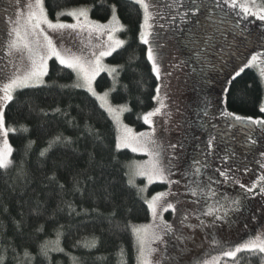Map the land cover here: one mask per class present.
I'll return each instance as SVG.
<instances>
[{"label":"trees","instance_id":"obj_1","mask_svg":"<svg viewBox=\"0 0 264 264\" xmlns=\"http://www.w3.org/2000/svg\"><path fill=\"white\" fill-rule=\"evenodd\" d=\"M111 3L117 5V15L124 25L120 35L126 42L108 57L119 65L118 82L115 91H111V99L115 103H127L131 110L125 112L124 120L138 131L145 130L150 126L144 123L142 116L156 106L153 97L160 78L155 77L146 59L147 46L138 40L142 19L139 6L134 0H45V7L49 17L55 20L56 12L87 6L91 8L93 19L105 22L111 18V12L101 5ZM214 16L222 18L219 12L213 15V19ZM60 19L70 17L61 16ZM225 19L228 29H234L230 18ZM212 20L208 21L206 15H200L195 25L203 30L210 24L216 25ZM130 57L134 59L130 61ZM211 66L207 69L209 74L225 76L226 71L222 75L216 63ZM221 67L228 69V76L210 83L213 89L218 84L224 85V112L264 118V112L260 111L264 107V78L258 69L252 65L235 76L232 62ZM76 79L74 72L53 57L49 60L44 84L22 90L34 101L35 110L29 112L15 102L5 108L6 127L16 129L15 132L9 131L13 163L8 175L15 181L24 170L29 177L25 186L21 176L18 195L4 193L0 196V254H6L5 264H138L134 229L151 219L148 196L166 184L152 185L145 195L137 190L139 187L128 183L132 177L130 164L134 153L128 148H116V124L100 107V101L83 88L71 87ZM111 85L113 77L102 72L96 80L98 90ZM57 107L68 115L57 114ZM41 108L43 112L39 111ZM225 118L231 126H243V137L253 128L247 121L240 123L233 117ZM89 125L102 133L103 147L97 145L86 131ZM25 128L28 130L25 131ZM57 136L71 138L72 143H55L49 147V142ZM41 152L46 154L41 156ZM92 152H95L97 160L102 158L107 163L103 178L100 170L89 160ZM53 175L59 184L65 185L64 192H60L57 183H49L48 178ZM85 175L96 176V182L86 181ZM76 176L82 184H86L82 189L83 195L73 190V177ZM106 181H111L115 193L111 199L106 198L102 191L101 186ZM37 197L47 201L44 213L39 216L31 211L33 200ZM67 203L75 209L74 213L70 214ZM114 211L115 216L112 215ZM53 214L54 220L50 219ZM16 222H21L20 229L16 227ZM58 232L62 234L58 235ZM45 247L49 249L47 256L42 253ZM57 247L63 251L51 250ZM249 255L247 252L238 253L231 263L259 264L258 257L249 259ZM73 258H76L75 262Z\"/></svg>","mask_w":264,"mask_h":264},{"label":"snow or ice","instance_id":"obj_2","mask_svg":"<svg viewBox=\"0 0 264 264\" xmlns=\"http://www.w3.org/2000/svg\"><path fill=\"white\" fill-rule=\"evenodd\" d=\"M134 3L139 6L142 12L138 40L142 45L147 46L146 59L150 62L151 71L157 79L161 77V65L167 55L164 50L168 46L169 41H180L187 48H194L197 45L198 41L193 22L197 20L198 16L206 15L207 19L212 20L213 15L219 12L222 14L221 23L225 22L224 18L229 15L233 18L238 17L239 19L235 24L236 27H239L240 23L246 21L250 16L264 21V0H210V2L209 0H169L163 7L160 0H134ZM101 6H106L111 12V18L107 24L93 21L89 15L91 8L84 6L56 12L54 22L53 19H49L45 0H35L34 4H28L29 11L26 16L22 13H17L15 19L11 17L7 19L5 31L0 34V36H3V39H0V46L3 47L5 53V56L0 57V59L7 58V63L4 66H0V74L5 73L6 69L10 74L7 75L6 82L0 86V134L3 137H7L9 131H16L15 128L8 129L6 127L5 108L8 105L15 102L20 104L22 108H27L29 112L35 110L34 101L30 96H26L22 90L44 84L43 78L48 75L47 61L55 57L60 65L76 74L77 81L71 87L83 88L90 96L95 97L100 101V107L112 121L117 125H121L122 131L116 148H131L133 152L144 151L152 158L150 168H141L137 174L146 176L149 182L159 181L170 186H176V191H173L170 187L167 192L157 193L150 201H147L148 208L153 216V226L151 230L145 227L134 229L137 235L138 264H154L152 257L158 251L157 247L152 246L154 244L163 246L166 251H170L168 256L158 258L155 264H183L184 255L189 251L188 245L196 242L198 230H218L224 224L231 223L232 215L240 212L244 206V200L249 199L246 195H241L240 198L224 196L210 205L207 211L195 214L187 210L188 201L184 197L188 194L192 197L204 196L206 200L215 197L217 193L211 188L213 183H231L233 186L238 185L244 192L252 194V198L257 195L264 197V151L259 152V158L255 160V163L262 170L261 174L250 185H245L233 174L240 171L239 165L244 163V161L237 157L235 151L231 149L225 150V155H219L217 152V136L212 133L208 134L203 147L198 148L199 155L193 157L187 165H184V150L187 145V137L181 138L177 142L165 141L163 138L173 130L169 127L173 113L168 110L169 105L165 103L168 99L167 94L163 98L160 95L161 86L155 89L156 95L153 97L157 106L142 116L144 123L150 126L151 131L136 134L127 125H122L121 114L131 109L127 105L114 107L110 103V92L115 91L118 82V69L105 65L103 60L111 56L118 48L123 47L126 42L114 38V33L123 29V25L117 15V5L111 3ZM61 16L71 17L75 22H62L60 20ZM189 25L193 26L188 27ZM85 32L89 37L93 34L98 38L106 36L107 44L103 45L102 50L98 53L91 51L85 54L83 50H80V54H72L70 56L63 55L58 49L57 39L63 42L66 35L71 38ZM184 33H187V36L181 39V34ZM210 41L211 36L205 41L201 52L211 46ZM67 51L71 52V49ZM201 52H196L195 55L199 58ZM262 55H264L262 52L252 54L250 59L240 66L238 71H235L234 75L239 76L240 73L257 61L264 64V61L260 60ZM17 57H24L27 60L28 67L26 70L22 71L17 65ZM133 59L134 57H130V61ZM181 63H185V61H181ZM101 72H107L113 77L112 89L102 95L98 94L94 87L96 78ZM168 75H171V73H168ZM261 76H264V69H261ZM124 87L127 89V85ZM39 111L43 112L44 110L41 108ZM177 111L179 110L177 109ZM260 111L264 112V107H261ZM55 112L65 116L68 115L60 107H57ZM222 115L233 117L235 121L240 123L247 121L248 124L253 126L245 134L244 143L249 148L256 146L258 143L255 136L257 129L259 134L264 136V118L243 117L235 115V113H222ZM197 116L207 118V120L198 119L197 122L201 123L202 126L207 123L210 127H217V124L213 122L216 117L210 112L206 101ZM154 117H161L163 121L160 125V134H158L155 121L153 120ZM179 126L176 125V128H179ZM232 127L234 128L236 125L233 124ZM24 130L27 131L28 129L25 128ZM86 131L93 136L97 145L103 147V135L101 132L90 125L87 126ZM55 143H72V141L71 138L62 139L57 136L53 141L49 142V147H52ZM12 151V146L5 139L3 147H0V196L4 193L18 195L21 176L25 186H27L29 180L24 170H21L20 176H17L15 181L8 175L13 163L11 160ZM45 154L46 152L40 153L41 156ZM89 160L100 170V176L103 178L107 163L102 158L97 160L95 152L89 154ZM215 161H219V166H213ZM230 161L231 163H229ZM205 169H210L212 173L207 177L208 192H205L201 187L204 182L200 177L203 175L202 170ZM243 171L247 173L251 169L245 166ZM177 174H179L180 179H173L172 177ZM215 174L223 177V181L215 179ZM48 179L49 183H57L60 192L66 190L65 185L59 184L54 175ZM85 180L95 183L97 177L85 175ZM181 180L187 181L183 184V188L186 191L180 190ZM128 183L135 187L132 178L129 179ZM73 185V190L83 195L82 189L86 187V184H82L79 176L73 177ZM193 185L195 186L193 187ZM101 187L106 198L111 199L114 197L115 193L112 191L111 181H106ZM137 190L139 192L145 191V189ZM57 195H59V192ZM169 197H171V200ZM191 203L196 205L200 203V200H192ZM66 206L70 209V214L75 212L70 203H67ZM46 207L47 201H41L37 197L33 200L31 211L39 216L44 213ZM169 211L176 214L175 219L171 221L165 220L162 215V213ZM115 214L114 211L112 215L115 216ZM193 216L194 220L192 219ZM201 216L211 219L205 220ZM157 217H159L158 223L156 222ZM50 219L54 220L55 215L53 214ZM251 219L255 220L256 216L253 215ZM22 220L23 215L21 214ZM16 227L20 229L21 222H16ZM244 227L247 228L248 225L245 224ZM40 230L42 231L43 229L41 228ZM61 234L58 232V235ZM51 250L63 251L59 247ZM48 251L49 249L46 247L42 249V253L45 256H47ZM241 252L249 253V259L252 256L258 257L259 264H264V239H261V235H257L255 238L250 237L232 248L222 249V257L235 260L237 254ZM6 259V254H0V264H5ZM73 260L75 262L76 258H73ZM203 264H207V262L205 261ZM237 264H239V261H237Z\"/></svg>","mask_w":264,"mask_h":264},{"label":"rangeland","instance_id":"obj_3","mask_svg":"<svg viewBox=\"0 0 264 264\" xmlns=\"http://www.w3.org/2000/svg\"><path fill=\"white\" fill-rule=\"evenodd\" d=\"M168 2L169 0H160L162 7ZM30 3L34 4L35 0H0V34L4 33L6 21L9 17L15 19L17 13H22L24 16L27 15L29 11L28 4ZM181 11H183V9H181ZM89 15L93 21H98L101 24H107L109 21L103 22L95 20L92 18L90 13ZM228 17L233 25H235L236 21L239 19L238 17L233 18L231 15ZM49 19L51 18L49 17ZM60 20L65 23L75 22L71 17L70 19ZM207 20L211 21L209 19ZM212 21L218 26L210 24V27L203 30L200 28L198 29L195 25L196 21L193 22L195 25L196 38L199 43L191 50L190 48L184 47L183 43H180V41H169L168 46L164 50L167 55L161 65V77L159 84V86H161L160 95L162 98L165 94L168 96L165 103L169 105L168 110L173 113L172 121L169 124L170 129L173 130H171L170 134L165 135L163 138L165 141L171 140V142H177L181 138L187 137V145L184 150L183 161L184 165H187L193 157L199 155L198 148L203 147L204 142L208 138V134L212 133L213 135H216L218 143L217 152L219 155H225V150L227 149L235 151L237 157L244 161V163L239 165L240 171L233 174L245 185H250L262 171L255 163V160L259 158V152L264 151V136L260 135L259 130L257 129L255 132L258 140L257 145L249 148L244 143L245 137L242 136L243 126L238 125L236 128H233L227 123L225 116L223 117L222 115V113H225L222 106L224 85L218 84V86H215V89H213L211 88L213 85L210 81L213 80L215 82V80H223V77L228 76V69L224 70L222 67L219 68L220 65L225 63L228 65V63L232 62L235 67L232 71L234 73L235 71H238L240 66L250 59L252 54L256 52L264 53V21L250 16L246 21H242L239 27L233 26L234 29H228V26H226L228 23H221V19H216L215 16ZM121 24L123 25L122 22ZM192 26L193 25H190V27ZM120 31L114 33V38L124 40V38L120 35ZM186 36L187 33L181 34V39H184ZM209 36H211V46L201 52V49L204 48L205 41L208 40ZM0 39H3V36H0ZM56 44L58 49L65 56H70L72 54L78 55L80 54V50H83L85 54L91 51H96L98 53L102 50V46L107 44V37L104 36L98 38L95 34L89 37L85 32L71 38L66 35L63 42L57 39ZM68 49H71V52L67 51ZM196 52H201V56L199 58L195 55ZM4 56L5 53L3 47L0 46V57ZM108 57L104 58L103 63L107 66L118 69L119 65L111 62ZM49 60L47 61L48 66ZM260 60L264 61V55L261 56ZM181 61H185V63H181ZM6 63L7 58L0 59V66H4ZM16 63L22 71L26 70L28 67V62L24 57H17ZM215 63L218 65L217 69L222 75L226 71L225 76L220 77V74L215 76L208 73L207 69L213 67L211 65ZM177 65H179V67H177ZM253 66L258 69L260 74L261 69H264V64L260 61L255 62ZM168 73H171V75H168ZM8 74L10 73L7 72V69L5 70V73L0 74V86L6 82ZM45 77L43 78L44 81ZM262 77L264 78V76ZM94 87L96 92L102 95L104 92L112 89L113 86L111 85L103 90H98L95 81ZM109 101L114 107L127 105V103H115L112 101L111 92L109 95ZM205 101L208 103L210 112L216 117L213 120V122L217 124V127L215 128L210 127L207 123H204L202 126L201 123L197 122L198 119L207 120L206 117L197 116V113L200 112ZM177 109L179 111H177ZM125 112L121 114L122 125H127L132 129L133 133L136 134L151 131L150 128H146L141 131L133 128L124 120ZM153 120L155 121L158 134H160V125L163 121L161 117H154ZM176 125H180L179 128H176ZM116 127L118 130L117 138L119 142L122 129L121 125L116 124ZM5 139L11 145L9 133L7 137H3L2 134H0V147H3ZM128 149L131 150V148ZM246 150L249 152L243 153ZM133 153L135 157L130 164V176L132 175L131 178L134 180V184L139 187V189H145V191H143L145 195L148 193V190L152 185L166 184L159 181L149 182L146 176L138 175L137 172L139 169L150 168L152 158L144 151H137ZM229 163H231V161ZM213 166H219V161H215ZM245 166L249 167L251 171L245 173L243 171ZM202 172L203 175L200 179L204 183L201 184V187L205 192H208L207 177L212 173L210 169L202 170ZM172 178L180 179V176L177 174ZM215 179L223 181L224 178L215 174ZM186 182L187 181L185 180H181V191H186V189L183 188V184ZM194 186L195 185H193V187ZM170 187L173 191H176V186L166 184L165 187L160 188L153 192V194L149 195L148 201H150L157 193L167 192ZM211 188L216 191L217 195L207 200L204 196L192 197L190 194L185 196L184 199L188 201L187 210L195 214H201L203 211H207L208 207L214 204L216 200L221 199L224 196L229 198H240L241 195H246L249 199L244 200V206L240 212L232 215L231 223L224 224L218 230H198L196 242L188 245L189 251L184 255L183 264H203L205 261L207 264H217V262L218 264H230L232 258L222 257V249L232 248L237 244L246 241L250 237L255 238L257 235H261V239H264V235H262V233H264V197L257 195L252 198V194L244 192V190L240 189L238 185L233 186L231 183H213ZM169 199L171 200V197H169ZM196 199H199L200 203L193 205L191 201ZM162 215L165 220L171 221L175 219L176 214L169 211L167 213H162ZM253 215L256 216L255 220L251 219ZM201 218L205 220L211 219L204 216H201ZM192 219L194 220V216ZM156 222H159V217H157ZM245 224L248 225L247 228L244 227ZM152 226L153 216L151 213V219L140 224L139 228L145 227L151 230ZM152 246L158 248V251L154 253L152 257L154 264L158 258H161L162 256L166 257L170 254V251H166L163 246L156 244Z\"/></svg>","mask_w":264,"mask_h":264},{"label":"flooded vegetation","instance_id":"obj_4","mask_svg":"<svg viewBox=\"0 0 264 264\" xmlns=\"http://www.w3.org/2000/svg\"><path fill=\"white\" fill-rule=\"evenodd\" d=\"M263 38H264V35H263ZM263 45H264V43H263Z\"/></svg>","mask_w":264,"mask_h":264}]
</instances>
